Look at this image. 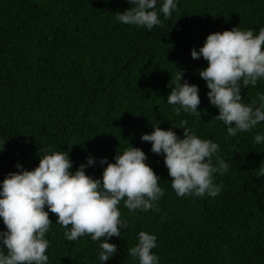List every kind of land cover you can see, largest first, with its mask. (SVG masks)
<instances>
[{
    "label": "trees",
    "instance_id": "1",
    "mask_svg": "<svg viewBox=\"0 0 264 264\" xmlns=\"http://www.w3.org/2000/svg\"><path fill=\"white\" fill-rule=\"evenodd\" d=\"M130 7L128 0H0V181L18 171L17 162L36 167L45 149L69 152L73 171L93 155L97 163L86 172L99 178V158L112 162L131 143L146 153L165 194L158 210L130 212L121 202L127 228L110 238L118 251L104 264H138L127 253L142 230L156 235L160 264H264V177L257 175L264 144L254 143L264 122L228 136L198 73L207 61L191 56L212 32L238 26L258 33L264 0H179L171 20L161 14L162 25L151 30L116 20ZM179 71L199 86L201 117L177 116L167 104ZM258 92L264 81L241 90L247 103ZM156 120L181 137L172 123L187 120L198 136L219 144L216 156L229 169L215 174L218 195L176 194L163 155L140 139ZM49 216V264H99V242L87 234L69 241L57 215Z\"/></svg>",
    "mask_w": 264,
    "mask_h": 264
},
{
    "label": "clouds",
    "instance_id": "2",
    "mask_svg": "<svg viewBox=\"0 0 264 264\" xmlns=\"http://www.w3.org/2000/svg\"><path fill=\"white\" fill-rule=\"evenodd\" d=\"M128 3L131 7L118 12L116 20L151 30L162 25L161 14L171 20L179 0ZM191 56L207 61L198 73L209 89V103L218 109L215 118L226 126L228 136L249 132L264 122V92H258L251 103L245 102L241 94L242 88L256 87L264 81V27L258 33L238 26L212 32L198 51L191 50ZM169 87L167 104L173 106L177 116L184 112L201 117L197 84L189 83L179 71ZM187 123H172L183 129L181 137L172 127L161 128L156 120L151 122L153 131L143 133L140 139L151 143L153 153L163 155L171 187L178 196L215 197L220 192L214 183L215 174L226 173L229 164L216 156L217 142L198 136L186 127ZM254 143L264 144V133H256ZM98 162L103 167L99 178L86 172L97 163L91 154L74 171L69 152L62 150L45 149L33 169L17 162L18 171L9 172L0 181V218L6 226L0 230V264H49L46 252L50 241L46 234L53 224L49 212L57 215L56 224L67 229L64 235L69 241L87 234L99 242L97 258L99 264H104L118 251L110 238L120 237L121 229L127 228L118 207L121 202L130 212L158 210L157 202L165 190L140 147L130 143L117 151L112 162L107 157ZM257 175L264 177V168ZM137 240L127 254L138 264H160L159 256L152 251L158 248L156 235L142 230Z\"/></svg>",
    "mask_w": 264,
    "mask_h": 264
}]
</instances>
